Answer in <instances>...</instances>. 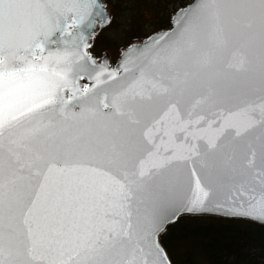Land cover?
I'll list each match as a JSON object with an SVG mask.
<instances>
[{
    "label": "snow or ice",
    "instance_id": "6c2138e0",
    "mask_svg": "<svg viewBox=\"0 0 264 264\" xmlns=\"http://www.w3.org/2000/svg\"><path fill=\"white\" fill-rule=\"evenodd\" d=\"M175 27L95 54L114 0H0V264H171L185 214L264 222V0H148Z\"/></svg>",
    "mask_w": 264,
    "mask_h": 264
},
{
    "label": "trees",
    "instance_id": "16d2710c",
    "mask_svg": "<svg viewBox=\"0 0 264 264\" xmlns=\"http://www.w3.org/2000/svg\"><path fill=\"white\" fill-rule=\"evenodd\" d=\"M172 4L148 0H114L117 20L109 30L119 33L118 46L168 28ZM152 15L147 21L144 14ZM108 41L95 46L98 54ZM109 44V43H108ZM162 244L172 264H264V224L249 219L207 214H185L168 226Z\"/></svg>",
    "mask_w": 264,
    "mask_h": 264
},
{
    "label": "rangeland",
    "instance_id": "374dc122",
    "mask_svg": "<svg viewBox=\"0 0 264 264\" xmlns=\"http://www.w3.org/2000/svg\"><path fill=\"white\" fill-rule=\"evenodd\" d=\"M170 11H173V8ZM144 18L147 21H151L152 20V15L145 13L144 14ZM115 23H117V20H114ZM116 31L112 30L110 31L109 29L104 31L103 33H101L97 38H96V43L95 46H100L102 44L103 41H108V43H106L102 50L96 54L97 56H101L103 55L105 52L109 53V56L111 57V64H114V62H116L118 60V54L120 52L121 49H123L124 47L118 46L119 42V33H115ZM141 40V39H138ZM135 40V41H138Z\"/></svg>",
    "mask_w": 264,
    "mask_h": 264
},
{
    "label": "water",
    "instance_id": "95a60500",
    "mask_svg": "<svg viewBox=\"0 0 264 264\" xmlns=\"http://www.w3.org/2000/svg\"><path fill=\"white\" fill-rule=\"evenodd\" d=\"M174 27H175V25H174V23L172 22V20L170 19V26H169L168 28H165V29H161V30L155 31V32H153V33H151V34H149V35H152V34H154V33L168 32V31H171ZM149 35H148V36H149ZM148 36H146L145 38H143V39H141V40L133 41L132 43L139 44V43L143 42L144 40H146V38H147ZM104 54L109 55V53H107V52H105ZM115 63H116V62H114V64H112V65L115 66ZM110 64H111V61H110ZM199 214L217 215V216H223V217H233V216H225V215H221V214H219V213H217V212H207V213H199ZM237 218H243V217H237ZM244 219H247V218H244ZM249 220H251V219H249ZM252 221H254V220H252ZM254 222L264 224V222H260V221H254ZM168 257H169V256H168ZM169 260H170V259H169ZM171 264H172V263H171Z\"/></svg>",
    "mask_w": 264,
    "mask_h": 264
}]
</instances>
